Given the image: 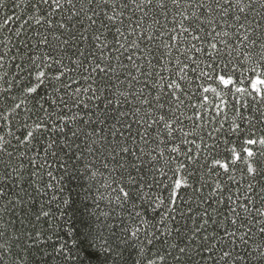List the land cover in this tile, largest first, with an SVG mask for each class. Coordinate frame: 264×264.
I'll list each match as a JSON object with an SVG mask.
<instances>
[{"label": "snow or ice", "instance_id": "1", "mask_svg": "<svg viewBox=\"0 0 264 264\" xmlns=\"http://www.w3.org/2000/svg\"><path fill=\"white\" fill-rule=\"evenodd\" d=\"M0 264H264V0H0Z\"/></svg>", "mask_w": 264, "mask_h": 264}, {"label": "trees", "instance_id": "2", "mask_svg": "<svg viewBox=\"0 0 264 264\" xmlns=\"http://www.w3.org/2000/svg\"><path fill=\"white\" fill-rule=\"evenodd\" d=\"M73 194H75V193H73Z\"/></svg>", "mask_w": 264, "mask_h": 264}]
</instances>
